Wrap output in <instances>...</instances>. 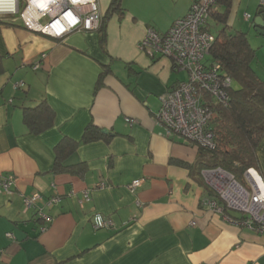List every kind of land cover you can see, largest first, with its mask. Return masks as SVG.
I'll return each mask as SVG.
<instances>
[{"label": "crops", "instance_id": "obj_1", "mask_svg": "<svg viewBox=\"0 0 264 264\" xmlns=\"http://www.w3.org/2000/svg\"><path fill=\"white\" fill-rule=\"evenodd\" d=\"M193 1L123 0V14L106 23L104 47L96 31L53 39L19 20L0 24V180L15 177L10 193L0 187V264H264V235L230 220L238 213L202 203L206 168L198 174L189 168L200 161L198 145L167 135L155 118L161 95L186 74L173 71L167 57H148L139 43L149 27L165 32ZM254 1L229 0L227 23L234 27L238 8L250 7L244 12L249 17L242 15L249 29L239 30L247 32L256 51L252 68L264 78V36L252 27L259 9ZM96 2L103 16L110 0ZM249 30L262 41L255 35L251 41ZM41 53L46 57L33 69ZM113 61L128 65L121 78ZM102 65L110 72L96 87ZM41 100L54 120L32 133L22 107ZM89 123L106 130L108 139L80 142ZM64 138L78 144L62 164L81 163L83 172L52 170L54 149ZM257 160L264 178V136ZM134 179L141 182L131 191ZM33 194L40 196L25 209L23 199ZM51 196L60 200L48 204ZM37 209L50 217L43 230L34 219ZM95 213L113 226L95 230Z\"/></svg>", "mask_w": 264, "mask_h": 264}, {"label": "built area", "instance_id": "obj_2", "mask_svg": "<svg viewBox=\"0 0 264 264\" xmlns=\"http://www.w3.org/2000/svg\"><path fill=\"white\" fill-rule=\"evenodd\" d=\"M256 1L259 8L264 9V0ZM216 6V0L193 1L187 13L173 22L168 31L161 34L149 27L139 43L148 57L166 56L173 71L186 74L184 80L161 95L160 106L155 112L156 120L164 126L167 135L181 136L207 149L214 148L215 143L209 130L211 109L205 97H211L215 102H226L228 93L224 87L230 82L229 78L220 79L215 63H203L213 41L206 24L209 13ZM244 17L248 18L249 13H244ZM0 19L19 20L28 30L59 39L72 31H97L101 14L96 0H0ZM45 55L41 53L31 67L37 69ZM21 85L22 82H18L14 86ZM125 121L133 123L128 117ZM201 175L222 201L220 204L207 195L202 198L204 205L220 213L225 211L223 206L240 211L242 216L230 220L264 235V178L256 168L245 169L244 183L220 167L202 169ZM14 181L12 174L1 177V189L10 193ZM140 182L141 179H134L127 188L133 191ZM39 196L25 197L24 208L33 207ZM59 200L58 196H51L48 204ZM34 219L41 221L40 229L43 230L50 217L37 209ZM112 226L108 218L93 214L92 227L95 230ZM7 236L12 237V234L7 233Z\"/></svg>", "mask_w": 264, "mask_h": 264}, {"label": "trees", "instance_id": "obj_3", "mask_svg": "<svg viewBox=\"0 0 264 264\" xmlns=\"http://www.w3.org/2000/svg\"><path fill=\"white\" fill-rule=\"evenodd\" d=\"M122 2L123 0H110L106 12L101 16L100 26L96 32L99 34L102 47L106 38V23L114 13L123 14ZM216 4L220 6L223 4V7L221 11H211L208 16V19L212 18L215 23V32L211 33L213 41L207 56L210 62L216 64V73L220 79L230 80L228 86L224 87L228 99L226 102H215L213 98L205 97L211 109L209 130L213 134L215 146L211 149L199 146L202 160L200 158L199 163L192 164L189 168L198 174L200 168L220 167L231 173L236 180H241L245 169L258 168L257 147L264 136V78L252 68L256 51L249 43L247 32L227 23L229 0H216ZM1 23L8 26L17 25L15 20L2 22L0 20ZM109 72V65H102L96 87ZM233 83L236 86H233ZM22 119L32 133H38L51 126L54 113L47 102L41 100L36 105L23 106ZM101 137L108 139L109 134L89 123L82 133L80 142L87 143ZM77 144L78 142L65 138L57 144L54 149L52 170L68 169L77 173L84 171L81 163L62 164L64 158L75 149ZM205 189L208 196L222 204L210 187L205 185ZM223 208L226 212H230L225 206ZM238 214L239 217L242 216Z\"/></svg>", "mask_w": 264, "mask_h": 264}, {"label": "rangeland", "instance_id": "obj_4", "mask_svg": "<svg viewBox=\"0 0 264 264\" xmlns=\"http://www.w3.org/2000/svg\"><path fill=\"white\" fill-rule=\"evenodd\" d=\"M181 1H183V0H181ZM185 1V0H184ZM253 2H255L254 0H251V3H253ZM216 10V9H215ZM245 11H248V12H250L251 10H250V7H249V9L243 4V5H241L239 8H238V11L235 13V17H234V27L235 28H243V29H249V22L248 21H245L243 18H242V15H243V13L245 12ZM13 17V16H12ZM11 17V18H12ZM178 19V18H177ZM177 19H175V21L177 20ZM174 21V22H175ZM207 30L210 32V33H214L215 32V25H213L212 23H211V21L208 19V21H207ZM146 32V31H145ZM249 34H251L250 35V40L251 41H253L254 42V40H256L255 38L256 37H258L261 41H262V38L259 36V35H256V34H253L254 32H252V30L250 31L249 30ZM253 34V35H252ZM144 35H145V33H144ZM144 35L142 36V38L144 37ZM256 37H255V36ZM253 37H254V39H253ZM141 41V40H140ZM139 49H140V47H139ZM141 50V49H140ZM145 53V52H144ZM148 56V55H147ZM46 57V55L43 57V59ZM164 57H166V56H164ZM115 63V61H113V67H112V70L116 73V75L117 76H119L120 78L122 77V72L124 71V72H127L128 70H129V68H128V65L127 64H125V63H120V62H118V63H116V64H114ZM203 63H205V64H208V63H210V58L208 57V56H206L205 57V59H204V61H203ZM233 86H236V84H234L233 83ZM239 182H242V183H244V178L242 177V179L240 180H238ZM138 186V185H137ZM231 212H235V213H241L242 214V212H240V211H237V210H234V209H231L230 210Z\"/></svg>", "mask_w": 264, "mask_h": 264}, {"label": "water", "instance_id": "obj_5", "mask_svg": "<svg viewBox=\"0 0 264 264\" xmlns=\"http://www.w3.org/2000/svg\"><path fill=\"white\" fill-rule=\"evenodd\" d=\"M252 27L259 35L264 36V9L259 8L257 11V15L254 18L252 23ZM103 132H107L106 130H102Z\"/></svg>", "mask_w": 264, "mask_h": 264}, {"label": "flooded vegetation", "instance_id": "obj_6", "mask_svg": "<svg viewBox=\"0 0 264 264\" xmlns=\"http://www.w3.org/2000/svg\"><path fill=\"white\" fill-rule=\"evenodd\" d=\"M0 20H8V19H0ZM35 32V31H34ZM39 33V32H38ZM40 34H42V33H40ZM44 35V34H43ZM45 36H47V35H45ZM48 37H50V36H48ZM52 38V37H51ZM53 39H56V38H53Z\"/></svg>", "mask_w": 264, "mask_h": 264}, {"label": "clouds", "instance_id": "obj_7", "mask_svg": "<svg viewBox=\"0 0 264 264\" xmlns=\"http://www.w3.org/2000/svg\"><path fill=\"white\" fill-rule=\"evenodd\" d=\"M56 39H58V38H56ZM59 39H61V38H59ZM238 181V180H237ZM239 182V181H238Z\"/></svg>", "mask_w": 264, "mask_h": 264}, {"label": "bare ground", "instance_id": "obj_8", "mask_svg": "<svg viewBox=\"0 0 264 264\" xmlns=\"http://www.w3.org/2000/svg\"><path fill=\"white\" fill-rule=\"evenodd\" d=\"M199 147V146H198Z\"/></svg>", "mask_w": 264, "mask_h": 264}]
</instances>
